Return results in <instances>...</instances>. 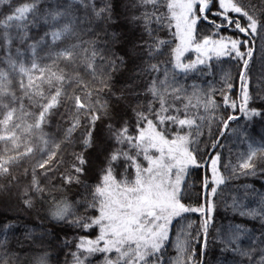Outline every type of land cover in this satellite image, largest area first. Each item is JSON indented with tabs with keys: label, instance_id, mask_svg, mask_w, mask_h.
<instances>
[{
	"label": "snow or ice",
	"instance_id": "obj_1",
	"mask_svg": "<svg viewBox=\"0 0 264 264\" xmlns=\"http://www.w3.org/2000/svg\"><path fill=\"white\" fill-rule=\"evenodd\" d=\"M42 4L49 5V0H0V49L10 69L0 68V202L16 200L24 211L38 216L43 211L54 226L81 233L98 229L95 238H76L73 264H203L213 198L225 182L218 168L216 134L223 136L231 122L239 121L237 111L247 121L264 120V93L250 92L257 39L264 59V0L259 6L252 0H140L145 11L133 19L143 23L144 34L132 53L125 50L122 55L111 51L106 32L100 42L88 16L91 9L96 19L111 20L117 7L114 0L99 10L88 0L66 4L51 0L44 8ZM77 4L85 9L83 18L74 15ZM41 23L46 28L43 35L30 37V28ZM226 30L231 34L223 35ZM82 33L96 39L84 40ZM169 33L171 40L166 38ZM117 38L113 33L112 39ZM14 41L25 47L14 48ZM188 52H195L196 58L186 60ZM214 57L235 61V76L225 73L219 89L205 94L203 108L209 115L191 117L188 105L181 109L175 103L183 91L176 86V77L211 69ZM129 60L138 69L134 76L138 84L128 83L121 72ZM121 81L124 86L117 87ZM217 91L224 109L218 124ZM61 107L71 118L65 147L72 144L71 133L83 129L80 150L66 158L61 144L43 131ZM229 108L233 114L227 113ZM209 166L210 179L198 175ZM93 167L97 168L94 187L81 180ZM239 167L244 175H264V141H249ZM72 185L90 196L75 200L83 208L80 215L74 213L73 203L52 195L53 190ZM46 192L53 201L47 209ZM189 214H198L199 227L194 228L193 221L176 228L189 220ZM240 214L264 221V205ZM244 239L251 244L242 246ZM257 241L264 245V238L237 225L221 240L222 251L234 254L230 264H264V249L258 262L253 259L252 245ZM6 242L5 233L0 247ZM70 243L65 240L64 246ZM170 245L177 253L174 258L168 257ZM49 259V253L41 252L32 264H49Z\"/></svg>",
	"mask_w": 264,
	"mask_h": 264
},
{
	"label": "trees",
	"instance_id": "obj_2",
	"mask_svg": "<svg viewBox=\"0 0 264 264\" xmlns=\"http://www.w3.org/2000/svg\"><path fill=\"white\" fill-rule=\"evenodd\" d=\"M88 2L94 3L96 9L99 10L105 7L109 3V0H88ZM114 2L117 4V7L115 12L112 13L111 20H107L106 17L96 19L91 15V9H88L91 28L101 36L102 39L100 42H103L104 33H107L109 47L112 52H115L117 55H122L125 50L132 53L134 46L144 34L143 23L135 21L133 17L140 16L145 11V8L140 4V0H114ZM63 3H68V0H63ZM252 3L259 6L261 0H252ZM50 5L51 0H49V5L42 4L41 8ZM73 7L76 17L83 18L85 16V9L82 5L77 4ZM147 10L151 11V8L149 7ZM3 11L7 12V9ZM2 18L3 15H0V19ZM97 25H99V28ZM45 30V25L41 23L39 28H30L29 35L30 37L38 38L43 35ZM208 31L211 30L208 29ZM12 32L15 34L14 29ZM113 33L118 37L115 40L112 39ZM159 34L163 35L162 32ZM222 34L229 35L231 34V30H226ZM82 37L84 40L96 39L95 36L88 33H82ZM166 38L171 40V34L169 33ZM240 38H243L242 34ZM16 46L22 49L25 47V45H20L18 41H14V48ZM255 46L256 51L254 52V60L251 64L250 72V92L254 96L264 93V59L261 58L259 51V39H257ZM5 55L4 50L0 49V68L10 71L9 66L3 62ZM133 58L135 57L133 56ZM188 58L194 60L196 53H186L185 59L187 60ZM136 63L138 64L139 61L137 60ZM209 63L212 65L211 69L199 66L204 68V70L190 72L187 77L183 75L176 77V86L180 87L183 91L181 92V99L176 100L175 103L181 109L184 108V105H188V112L191 117L209 115L205 113L203 108L205 94L210 95L213 88L219 89L225 73L230 72L235 76V61H230L227 57L217 61L214 57ZM121 72L124 73L128 83H140V81L134 80L138 69L132 60H129L127 66L121 68ZM255 72H259L262 75H258L255 78V75H252ZM143 79L146 81L147 77ZM160 79H163L162 75ZM15 85L16 81L13 80V88L18 92ZM193 85L196 87L193 88ZM123 86V81L117 84V87ZM168 90L171 92V86H169ZM168 98L171 102L172 97L169 96ZM215 99L218 104H221V108L217 109L215 113L218 124L220 116L224 114L222 100L218 91L215 94ZM27 104L28 102L25 100V105L27 106ZM237 104H239L238 99ZM255 106H259V101L256 102ZM29 110L34 111V109ZM64 113L65 108L61 107L59 114L52 116L50 123L44 127L43 131L51 140L61 144V148L63 149L61 155L66 158L70 155L71 151L80 150L78 143L83 129L78 128L74 130L71 133V146L65 147L68 144L66 136L68 135V128L71 127V118L68 115H64ZM227 113L233 114L230 108L227 109ZM235 115L240 117L239 121L231 122L223 136H219L218 133L216 134V139L219 140V146L216 152H219L221 157L218 168L225 182L218 187L217 195L213 198L215 208L212 214L213 218L207 238L208 247L203 257V264H230L234 259V254L230 250L222 251L225 245L221 243V240L227 239L237 225L249 229L255 237L264 238V221L259 217L253 218L240 214L241 211L260 208L264 205V175H244L243 172L245 170L239 167L243 160L246 159L249 141H264V120L260 117H255L252 121H247L243 114L238 111ZM216 127L217 125L214 124V132H216ZM52 147L55 148V144ZM201 148H203V145H201ZM204 159L206 160V157ZM257 164V172L259 173V165L261 164L259 159H257ZM198 175L201 177L207 175L210 179L211 170L209 167L207 171L202 169ZM195 176L196 174L190 178L189 183L195 179ZM120 178L118 176V179ZM81 180L85 184L94 187L97 183V168L93 167L89 169L88 173L81 177ZM57 188H59V182H57ZM77 192L80 195L74 196ZM52 195L57 201L67 199L70 203H73V210L76 215L83 214V208L74 203L75 200H82L88 196L87 191L81 186L72 185L64 191L53 190ZM45 196L47 200L44 207L47 209L52 206L53 201L47 192ZM88 198L90 199V196ZM193 221L195 222L194 228H198V214H189V220L181 221V225H177L176 228L181 226L186 227L187 223ZM175 231L176 229L173 230V242L176 238ZM5 233L7 234V242L3 247H0V264H5V261H7V264H32L33 258L41 252L49 253V264H73L71 253L76 251V238L80 235H89L90 238H95V235L98 234V229L95 232L81 233L72 227L63 225L54 226L53 223L44 218L43 211L39 216L35 212L24 211L20 203L13 200L8 203L0 202V240L3 239ZM65 240L71 242L69 247L64 246ZM250 244L251 241L247 239L241 241V245L244 247ZM252 247L256 249L253 253V259L255 262H258L264 245L257 241ZM176 255V250L170 245L168 248V257L174 258ZM235 259H239V257H235Z\"/></svg>",
	"mask_w": 264,
	"mask_h": 264
},
{
	"label": "rangeland",
	"instance_id": "obj_3",
	"mask_svg": "<svg viewBox=\"0 0 264 264\" xmlns=\"http://www.w3.org/2000/svg\"><path fill=\"white\" fill-rule=\"evenodd\" d=\"M256 3V2H255ZM254 4V3H253ZM252 75H255V78L256 77H258V75H262L261 73H259V72H255V73H253ZM209 168H210V166H209Z\"/></svg>",
	"mask_w": 264,
	"mask_h": 264
},
{
	"label": "water",
	"instance_id": "obj_4",
	"mask_svg": "<svg viewBox=\"0 0 264 264\" xmlns=\"http://www.w3.org/2000/svg\"><path fill=\"white\" fill-rule=\"evenodd\" d=\"M218 142H219V140H218ZM206 160H207V157H206Z\"/></svg>",
	"mask_w": 264,
	"mask_h": 264
}]
</instances>
